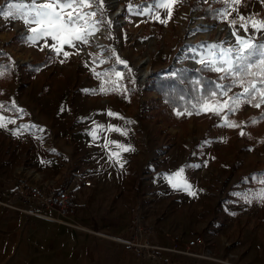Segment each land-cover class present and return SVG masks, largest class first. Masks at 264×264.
I'll use <instances>...</instances> for the list:
<instances>
[{
  "label": "rangeland",
  "instance_id": "rangeland-1",
  "mask_svg": "<svg viewBox=\"0 0 264 264\" xmlns=\"http://www.w3.org/2000/svg\"><path fill=\"white\" fill-rule=\"evenodd\" d=\"M7 3L0 0V6ZM152 5L153 0H104L103 15L97 13L100 30L88 45H78V54L65 46L71 54L67 59L43 40L30 43L23 20L0 17V104L5 106L0 115L16 120L0 128V196L19 178L49 187L100 171L95 174L103 183L92 190L104 197V209L107 202L117 212L89 214L87 221L80 215L98 234L93 236L64 226H46L39 238L34 233L28 241L1 232L0 264H101L108 235L99 229L104 224L134 256L132 242L163 248L155 258H141L143 263L163 262L166 254L182 258L183 264H189L186 256L192 264H264V201L254 198L264 188V120L251 122L264 113V105L242 104L228 113L239 128L221 126L224 113L196 114L200 106L176 123L163 120L164 113L157 120L150 115L162 101L148 86L155 71L164 73L171 65L197 69L202 66L198 54L206 55L210 45L235 43L233 29L216 13L224 5L220 0H182L172 6L170 19L165 9ZM237 7L245 16L264 18L260 0H241ZM205 22L222 27L209 29ZM240 34L245 35L243 30ZM247 35L264 43L251 29ZM113 50L127 65L117 62ZM93 69L101 73L99 78ZM145 70L150 72L143 77ZM224 81L229 82L219 79ZM102 86L108 91L101 92ZM239 91L235 87L229 95ZM13 102L23 113L11 107ZM167 112L180 117L177 112L185 111ZM113 127L121 131L109 130ZM18 128L21 134L14 135ZM112 141L134 150L121 151ZM113 152H119V162ZM181 168L195 195L169 182ZM237 193H248L252 202ZM196 234L205 243L188 249L190 253L167 250L174 249L177 237L178 248L186 250L185 241Z\"/></svg>",
  "mask_w": 264,
  "mask_h": 264
},
{
  "label": "snow or ice",
  "instance_id": "snow-or-ice-1",
  "mask_svg": "<svg viewBox=\"0 0 264 264\" xmlns=\"http://www.w3.org/2000/svg\"><path fill=\"white\" fill-rule=\"evenodd\" d=\"M177 2H182V0H171V3L168 0H153L152 7L165 9L167 17L170 19L172 6ZM220 2L224 7L216 10V13L221 20L227 22L233 29L232 35L235 36V43L227 48H223L222 44L210 45L206 55L198 54V62L210 71L221 73L219 79L229 80V83L217 84L216 90H209L207 94L201 96L197 101L200 107L196 114H200V112H210L215 115L224 113L221 126L239 128L241 127L240 124L228 120V113L234 114L242 104L255 108L264 105V43H257L247 35L251 29L254 34L258 33L261 39H264V18H258L257 15L245 16L241 14L237 7L241 4V0H220ZM260 2L264 4V0H260ZM103 6L104 0H8L6 5L0 6V17L6 20H23L28 28L27 40L30 43L37 44L43 40L45 46L57 55H63L67 59L71 54L64 50L65 46L76 49V54H78L81 50L78 45H88L90 39L100 30L98 26L101 24V20L97 18V13L103 15ZM129 10H131V6ZM147 12H151V8H148ZM233 13H236V18H231ZM156 18L160 19L161 23L167 22L166 19H161L159 16ZM241 30L245 35L240 34ZM48 38L54 43L48 44ZM215 49H220V53L217 54ZM41 50H43V47H41ZM193 52L195 53V49H193ZM112 54L116 56L118 63L127 65V62L120 59L114 50ZM193 59H196V55L193 56ZM60 62L64 63V60ZM105 62L103 59L100 60V63ZM93 63H95V60H93ZM93 72L95 73V69H93ZM3 74L4 71L0 67V76ZM95 75L99 78L101 73H95ZM172 75L175 76L176 73H172ZM116 76L121 77L122 74L116 72ZM199 83V81L196 82V84ZM235 87H239L241 91L229 95V92ZM100 91L106 92L108 89L102 86ZM218 96H223L225 99H216ZM212 100H215V103H209ZM4 107L3 104H0V109ZM11 107L19 113L24 111L16 108L14 102ZM184 114V112H177V115ZM186 114L192 115V112ZM108 115L115 116L118 114L109 111ZM259 120H264V113L259 117L251 118L253 124ZM15 123V119L0 115V128H7L8 124ZM21 127L27 126L22 125ZM109 130L121 131V129L115 127ZM13 134H21L20 129H16ZM122 134L127 135V132L124 131ZM243 134L244 132L241 131V135ZM93 135L95 137V133ZM111 143L116 144L124 152L134 150L116 141ZM107 146L106 144L105 147ZM112 157H115L119 162V152H113ZM196 167H199V165H196ZM183 171V168H181L168 177L169 182L172 187L183 188L189 191L190 194L195 195V192L191 191V185L183 177ZM176 177L181 178L180 182L175 181ZM260 183L264 184V180H260ZM237 195L249 203L252 202L248 193H237ZM254 198L264 201V188H261Z\"/></svg>",
  "mask_w": 264,
  "mask_h": 264
},
{
  "label": "crops",
  "instance_id": "crops-1",
  "mask_svg": "<svg viewBox=\"0 0 264 264\" xmlns=\"http://www.w3.org/2000/svg\"><path fill=\"white\" fill-rule=\"evenodd\" d=\"M96 172L100 173V171H96ZM96 172H91L90 177H84V178H91L94 181L95 188L100 187V185L103 183V181L101 180V177L95 174ZM60 185L49 186V187L54 188ZM92 187L84 186L82 184V177L78 179L77 181L72 182L70 186L71 193L78 207L76 219H78L79 221L85 224L87 222L82 220V217H84L85 219L86 216H88L89 214L104 215L105 213H108L109 215H113L117 213L115 212V210H113L114 209L113 204L111 205L110 203H107V202H105L106 207L104 209V197H102L103 199L99 198V196L97 197L95 195L96 193L95 191H97V189L92 190ZM7 194L1 195L0 198L6 199ZM88 195H90V197H88ZM13 201L16 204H21V205L24 204L26 206L32 207L35 210H38V211H41L47 214H52V215L57 214V211L54 209H50V210L42 209L39 207V205L32 204V203L29 204L27 201L23 199L14 198ZM98 201L100 203H98ZM80 215L82 216L81 218H80ZM46 226H52V228H55V227L58 228V227L64 226L70 230H74V231L80 230V229L65 225L63 223H60L58 221L39 216L37 214L30 213L26 210L7 206L4 203H0V233L6 230L11 231L21 236L24 240L28 241V239H30L34 233L36 234L37 238H39V236L42 233H44V230H45L44 228ZM99 229L108 232V235L104 236L105 237L104 238V259L103 258L100 259L101 264H164V262H166V264H183L182 263L183 260L181 261L182 258H177L178 261H180L177 263L176 262L177 259H173L172 257H167L168 255L166 254H164L163 256L164 257L163 259H166V260H164L163 262L160 261L161 263L157 260H150V261H146L145 263H143L142 259L136 253H135L136 254L135 255L136 257H135L131 249H125L124 243L121 242L118 238H115V235L117 233L116 234L109 233L110 231L113 230L111 227L104 224V228H99ZM80 231L81 232L83 231V233L89 234L91 236H93L94 234L95 235L97 234L95 230L94 231L80 230ZM193 258L194 257H192L191 259ZM185 259L186 261H188L187 263L192 264L191 263L192 261H189V258H187V256L185 257Z\"/></svg>",
  "mask_w": 264,
  "mask_h": 264
},
{
  "label": "built area",
  "instance_id": "built-area-1",
  "mask_svg": "<svg viewBox=\"0 0 264 264\" xmlns=\"http://www.w3.org/2000/svg\"><path fill=\"white\" fill-rule=\"evenodd\" d=\"M82 184L87 187L94 186V181L91 178H82ZM71 184L69 182L62 183L58 187L50 188L37 183L29 182L25 178H19L15 185L8 191L7 198H0V203H4L7 206L16 207L22 210H26L30 213L37 214L39 216L49 218L51 220L58 221L73 228H77L85 231H94L87 224L76 219L78 212L77 203L70 190ZM19 198L27 201L29 204H37L42 209H54L57 211L56 215L47 214L32 207L16 204L13 199ZM135 245L136 254L140 258H155L158 249H163L150 242H132ZM205 239L201 234H196L191 238H188L184 246L186 250H182L179 247L180 238L177 237L173 248H164L169 251L175 250L178 252L190 253L188 249L195 248L196 246L204 245ZM146 249L147 254L143 252ZM162 251V250H161Z\"/></svg>",
  "mask_w": 264,
  "mask_h": 264
},
{
  "label": "trees",
  "instance_id": "trees-1",
  "mask_svg": "<svg viewBox=\"0 0 264 264\" xmlns=\"http://www.w3.org/2000/svg\"><path fill=\"white\" fill-rule=\"evenodd\" d=\"M172 73H176V75L173 76ZM197 81L200 83L196 84ZM227 83L229 82L220 83L215 72L208 70L203 65L197 69L171 65L169 70L164 73L155 71L148 86L151 91L159 93L162 101L154 105L150 115L157 120L164 113L165 116L162 119L168 120L170 123L187 120L186 112L196 110L200 106L197 101L201 96L207 94L209 90H216L217 84ZM170 108L183 110L185 114L175 117L167 112ZM133 216L136 215L133 214Z\"/></svg>",
  "mask_w": 264,
  "mask_h": 264
},
{
  "label": "water",
  "instance_id": "water-1",
  "mask_svg": "<svg viewBox=\"0 0 264 264\" xmlns=\"http://www.w3.org/2000/svg\"><path fill=\"white\" fill-rule=\"evenodd\" d=\"M5 1V0H4ZM117 14V12L113 15V16H115ZM205 25H207V26H212V25H215V24H213V23H209V22H205ZM187 47V43H185L184 44V46L182 47V48H180V51L181 50H183V48H186ZM149 70H148V72H146V73H144L143 74V77H145V76H147L148 74H149Z\"/></svg>",
  "mask_w": 264,
  "mask_h": 264
},
{
  "label": "bare ground",
  "instance_id": "bare-ground-1",
  "mask_svg": "<svg viewBox=\"0 0 264 264\" xmlns=\"http://www.w3.org/2000/svg\"><path fill=\"white\" fill-rule=\"evenodd\" d=\"M114 14H115V13H114ZM114 14H113V15H114ZM116 19H117V17H116ZM117 20H118V19H117ZM210 23H211V22H210ZM203 25H204V24H202V26H203ZM221 27H222V25H219V24H218V25H212V26H210L209 29H211V28H212V29H213V28H216V30H217V29L220 30ZM146 72H148V70H145V73H146Z\"/></svg>",
  "mask_w": 264,
  "mask_h": 264
}]
</instances>
